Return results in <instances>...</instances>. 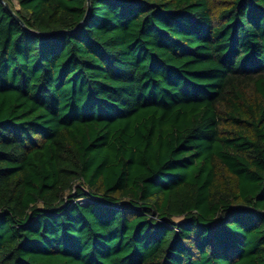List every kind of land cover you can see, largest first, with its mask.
Masks as SVG:
<instances>
[{
  "label": "trees",
  "instance_id": "16d2710c",
  "mask_svg": "<svg viewBox=\"0 0 264 264\" xmlns=\"http://www.w3.org/2000/svg\"><path fill=\"white\" fill-rule=\"evenodd\" d=\"M0 264H264V0H0Z\"/></svg>",
  "mask_w": 264,
  "mask_h": 264
},
{
  "label": "water",
  "instance_id": "95a60500",
  "mask_svg": "<svg viewBox=\"0 0 264 264\" xmlns=\"http://www.w3.org/2000/svg\"><path fill=\"white\" fill-rule=\"evenodd\" d=\"M4 2V4H5V6L11 11V13L14 15V17L19 21V22H21V24L22 25H24V23L20 20V18L11 10V8L9 7V4H8V2H6V1H3ZM25 26V25H24Z\"/></svg>",
  "mask_w": 264,
  "mask_h": 264
},
{
  "label": "rangeland",
  "instance_id": "374dc122",
  "mask_svg": "<svg viewBox=\"0 0 264 264\" xmlns=\"http://www.w3.org/2000/svg\"><path fill=\"white\" fill-rule=\"evenodd\" d=\"M15 3H16V7H18V3L15 1ZM83 201H87L86 199H82Z\"/></svg>",
  "mask_w": 264,
  "mask_h": 264
}]
</instances>
